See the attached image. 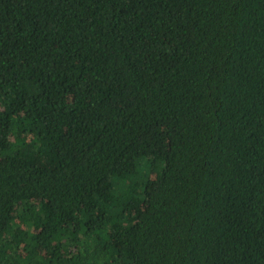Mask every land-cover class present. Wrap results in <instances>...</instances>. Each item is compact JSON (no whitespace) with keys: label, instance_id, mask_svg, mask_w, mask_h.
<instances>
[{"label":"trees","instance_id":"trees-1","mask_svg":"<svg viewBox=\"0 0 264 264\" xmlns=\"http://www.w3.org/2000/svg\"><path fill=\"white\" fill-rule=\"evenodd\" d=\"M0 264H264V0H0Z\"/></svg>","mask_w":264,"mask_h":264}]
</instances>
